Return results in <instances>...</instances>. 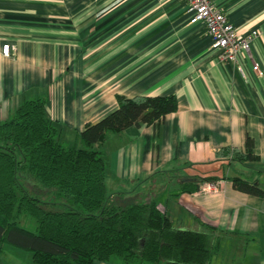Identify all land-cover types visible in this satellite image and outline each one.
<instances>
[{"label":"crops","instance_id":"obj_1","mask_svg":"<svg viewBox=\"0 0 264 264\" xmlns=\"http://www.w3.org/2000/svg\"><path fill=\"white\" fill-rule=\"evenodd\" d=\"M214 2L239 32L260 31L234 62L219 60L203 23L189 21L186 0H0V121L23 99L44 97L70 146L117 107L116 95L174 94L177 110L159 124L108 133L94 145L106 158L107 191L154 197L169 186L157 200L174 226L235 232L247 246L234 264H264V194L240 192L229 179L264 187V0ZM246 132L259 162L217 155L243 151ZM178 171L174 184L157 183ZM194 176L227 178L177 195ZM25 252L2 245L0 264H33Z\"/></svg>","mask_w":264,"mask_h":264},{"label":"trees","instance_id":"obj_2","mask_svg":"<svg viewBox=\"0 0 264 264\" xmlns=\"http://www.w3.org/2000/svg\"><path fill=\"white\" fill-rule=\"evenodd\" d=\"M116 101L70 146L47 116L44 97L23 99L0 121V246L31 253L33 264H234L247 246L243 236L205 222L197 230L179 228L155 197L107 191L106 158L94 145L130 126L157 125L178 106L174 94L116 95ZM244 143L243 151L223 147L217 155L259 162L248 132ZM225 178L194 176L180 183L177 195ZM229 179L240 192L264 194L258 179ZM24 214L35 230L19 224Z\"/></svg>","mask_w":264,"mask_h":264},{"label":"built area","instance_id":"obj_3","mask_svg":"<svg viewBox=\"0 0 264 264\" xmlns=\"http://www.w3.org/2000/svg\"><path fill=\"white\" fill-rule=\"evenodd\" d=\"M190 12L191 23L201 22L211 37V48L217 51L219 60L236 61L240 52L248 51L250 43L259 35L258 29L239 32L228 20L214 0H186ZM10 45L2 46V53L9 54ZM253 71H260L257 63L252 65Z\"/></svg>","mask_w":264,"mask_h":264},{"label":"rangeland","instance_id":"obj_4","mask_svg":"<svg viewBox=\"0 0 264 264\" xmlns=\"http://www.w3.org/2000/svg\"><path fill=\"white\" fill-rule=\"evenodd\" d=\"M63 144L67 146L68 143L63 141ZM179 174L180 173L178 171V172H175L174 174L172 173V175L165 176V178H164V176H161L160 179H158L157 183L166 182L165 184L172 185V183L174 184L179 178H181V176ZM262 182H264V180H262ZM106 184L108 187L107 189L109 190V182L107 181ZM168 187H166L165 189H162V190L154 189L153 193L156 194V196H154V197L157 199V195L161 196L162 194L167 193L169 190ZM126 195L127 196H137V194H132V193H126ZM138 196H140V195H138ZM19 224L22 227L27 228V229L32 230V231L36 229L35 221L30 216L25 215V214L20 216ZM237 244H239V243H237ZM24 255H26V252ZM27 255H30V254L28 253ZM27 262L28 261L24 260L22 264H30L31 263V261L29 263H27ZM159 264H164V262H160Z\"/></svg>","mask_w":264,"mask_h":264}]
</instances>
